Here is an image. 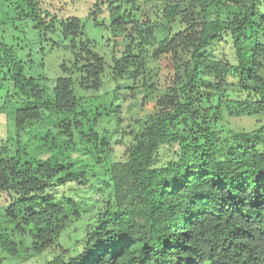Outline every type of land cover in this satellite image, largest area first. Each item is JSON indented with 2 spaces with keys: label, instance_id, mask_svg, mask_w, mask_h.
I'll list each match as a JSON object with an SVG mask.
<instances>
[{
  "label": "trees",
  "instance_id": "obj_1",
  "mask_svg": "<svg viewBox=\"0 0 264 264\" xmlns=\"http://www.w3.org/2000/svg\"><path fill=\"white\" fill-rule=\"evenodd\" d=\"M2 1L9 10L0 13V112L19 105V133L41 126L54 110L68 117L55 126L69 139L86 138L88 131L99 138L102 121L88 118L78 94L99 91L107 68L98 43L86 35L88 20L127 42L112 61L117 85L136 83L144 106L155 100L125 159L106 171L113 201L85 234L83 251L48 264H264V149L258 147L264 127L243 135L217 131L224 112L264 117V0H95L86 20L51 16L40 0ZM102 12L107 15L99 21ZM30 29L44 40L62 36L72 52L52 93L46 78L26 73L19 54L16 39ZM228 40L232 54L216 55L214 48ZM60 42L51 40L53 47ZM168 60L175 76L161 82L148 65ZM167 147L178 156L158 162ZM36 160L23 164L20 155L0 152V193L10 197L4 220L23 222L49 245L65 230L53 220L67 204L76 206L56 204V188L85 179L72 164ZM0 248L18 254L5 232Z\"/></svg>",
  "mask_w": 264,
  "mask_h": 264
},
{
  "label": "rangeland",
  "instance_id": "obj_2",
  "mask_svg": "<svg viewBox=\"0 0 264 264\" xmlns=\"http://www.w3.org/2000/svg\"><path fill=\"white\" fill-rule=\"evenodd\" d=\"M40 2L44 11L58 19L79 17L84 20L94 11L95 4V0H40ZM8 10L6 4L0 0V13L4 14ZM106 15L107 12H102L97 18L100 21L105 19ZM87 22L86 35L98 43V51L106 59L107 68L102 76L103 85L99 91L79 90L78 94L84 97L82 106L91 111L88 118H100L102 121L97 125L99 138L93 140L95 133L88 131L86 138L81 139L76 135L69 139L68 135L66 137L55 126L58 118L68 117L54 110L47 115V122L44 121L41 126L34 123L20 133L15 123V111L19 105L7 104L6 110L0 112V152L11 157L20 155L23 164L27 161L37 164L36 159L44 161L46 158L58 159L66 165L72 164L74 166L72 172L82 175L80 179L83 181L85 179L84 185L74 182L56 188V204L63 206V202L71 200L76 206L67 204L66 212L63 211L62 215L57 216L58 219L53 220L56 228L65 226V230L49 245L38 241L34 230L32 228L27 230L23 222L11 224L4 220L3 209L10 197L7 195V198L6 193H0V232L10 235L18 251L17 256H13L0 248V264H48L56 257L68 258L83 251L85 234L89 229L96 228L107 203L113 201L114 191L109 185L106 171L113 163L125 159V151L133 143L139 124L148 119L155 102L152 99L147 106L142 105L144 91L141 88L135 89L137 84L134 82L126 83V80H121L120 85H117L112 73V61L125 53L127 42L123 37H113L110 28L98 27L92 20ZM52 36L54 37L44 40L35 29H30L26 35L19 34L16 39L21 45L19 54L21 59H25L26 73L32 77L46 78L48 81L45 85L49 93L53 92L55 80L64 76L61 64L65 63L68 67L67 62L73 61L72 52L64 45L62 36ZM53 39L56 43L61 42L53 47L51 43ZM231 49L228 40V44L222 43L214 48V51L223 58L232 54ZM147 51L150 52L151 48ZM148 68L154 70L155 78H159L161 82L172 81L176 72V66L170 60L152 63ZM117 86L121 89L118 90ZM3 96L4 94L0 93V108L5 101L2 99ZM212 113L214 114V111ZM75 118H83V115L79 114ZM219 121L218 132H231L234 135H243L261 126L264 127V117H230L227 112L223 113ZM258 147L264 149V131L259 135ZM219 148L223 150L224 144H219ZM177 156L176 150L163 148L160 150L158 162L164 163ZM74 208L79 217L75 215ZM34 247L42 249L41 253Z\"/></svg>",
  "mask_w": 264,
  "mask_h": 264
}]
</instances>
